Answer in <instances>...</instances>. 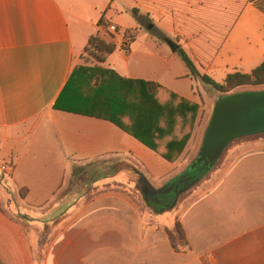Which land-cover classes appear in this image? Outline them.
Returning a JSON list of instances; mask_svg holds the SVG:
<instances>
[{
  "label": "crops",
  "instance_id": "0c3cea01",
  "mask_svg": "<svg viewBox=\"0 0 264 264\" xmlns=\"http://www.w3.org/2000/svg\"><path fill=\"white\" fill-rule=\"evenodd\" d=\"M111 24L115 36L107 33ZM96 36L115 46L99 66L158 85L162 104L197 106L196 128L202 111L212 114L224 95L192 78L178 49L217 83L251 73L264 61V0H0V161L12 165L15 197L27 189L17 208L38 243L49 245L45 264H264V149L258 147L236 155L212 187L178 212L186 251L170 247L166 218H145L118 188L89 219L86 196L72 202L65 189L75 167H106L102 182L136 181L173 202L186 189L179 186L175 195V185L190 171L184 173L183 154L193 136L170 163L108 121L53 109ZM185 114V122L176 116L162 150L189 131L192 113ZM39 158L48 169L34 179ZM11 222L22 227L21 220Z\"/></svg>",
  "mask_w": 264,
  "mask_h": 264
},
{
  "label": "trees",
  "instance_id": "16d2710c",
  "mask_svg": "<svg viewBox=\"0 0 264 264\" xmlns=\"http://www.w3.org/2000/svg\"><path fill=\"white\" fill-rule=\"evenodd\" d=\"M91 48L100 55L98 60L102 62L105 56L114 51L115 46L112 43H105L96 36L89 39L85 51ZM177 53L192 78L218 94L228 95L240 87L264 86V61L249 74H229L222 83H217L207 75L201 74L182 49H178ZM159 90L160 87L154 83L125 79L106 68L78 66L59 94L53 109L108 121L166 161L174 163L182 155L190 139L191 129L189 128L181 140L168 141L164 150L160 147L161 141L173 134L177 115L185 122L187 118L185 113L191 112L193 124L198 107L185 101H181L177 107L171 102L162 104L158 98ZM199 168L200 166L193 170L197 175L180 188L185 189L205 173V171L196 173ZM187 174L189 172L186 176ZM149 197V203L156 207L167 204V208H170L174 201L173 196H164L158 192L150 194ZM166 234L174 252L188 249L183 229L178 221L171 229L166 230ZM25 244L26 238L21 227L11 222L0 211V247L6 250L5 255L10 264L24 263L12 262V258L16 259L18 251L22 250Z\"/></svg>",
  "mask_w": 264,
  "mask_h": 264
},
{
  "label": "rangeland",
  "instance_id": "374dc122",
  "mask_svg": "<svg viewBox=\"0 0 264 264\" xmlns=\"http://www.w3.org/2000/svg\"><path fill=\"white\" fill-rule=\"evenodd\" d=\"M99 58L100 55L91 48L86 50L84 54L81 55L80 64L81 66H87V67H101L99 66V60H98ZM261 90H264V87L255 88V89L242 88L238 90L236 89L230 94L240 93V92L261 91ZM213 101L215 102L216 98ZM210 113L211 112H209V114L206 115L205 111H202L196 128L194 127V123L191 124L192 125L190 127L191 133L189 135L190 137L193 136V147L187 154L185 152L183 154L184 173L187 171V168H190L191 162L195 160L197 158V155L200 153L203 137L211 117ZM2 135H3L2 132H0V143H1ZM248 146H252V149L257 147L258 149H264V133L241 137L232 140L224 148L221 156L219 157L215 165L210 170H207L205 173H203L202 176L198 177L194 182L186 186L184 192L181 195L177 196L175 202L172 203L171 207L166 209L167 211H165L164 209L167 208V204L158 207V209L157 208L154 209V207L156 206L149 203L150 193L148 192L146 187L144 188L143 186H141L139 182L122 181L120 183V181H117V183H109V184L102 182V180L109 175L108 173L110 170L107 169L106 167L102 168L99 166L88 165L86 167H81V168H77V167L72 168L71 170L72 177L68 185V188L65 189V192H70L72 196L71 198L73 199L72 202L77 200L79 197L82 198V196H86V201H87L86 215L87 218L89 219L94 214L95 206L98 205V201L103 196L109 195V190H111L112 188H118L121 197L127 199L128 201L136 205L138 207L140 214L141 212L142 213L144 212L145 218H150L151 220H157V221L159 220L162 221V218H166L167 223L168 224L171 223L170 227L167 228L168 230L173 227L176 221L180 223V221L177 219L178 212L182 211L185 208V206L191 203V201L194 199L193 195H195L199 191L201 192L212 187L214 180L219 175L222 174V172L227 168L231 160L239 153L246 151L248 149ZM36 163L42 165L39 166V168H41V171L40 172L34 171L32 177L34 179H40L41 176H43L44 174V170L46 171L48 169V166L40 158L37 159ZM3 164L9 166L11 171L5 174L0 173V211L10 221L11 219L17 221L21 220L20 222L21 226L27 229L24 219L28 220L29 218L26 217V213L22 211L20 212L17 208L18 205L17 199L19 200V197L24 198L27 189L21 188L17 190L18 198L15 197L13 185L10 179L12 174V165L0 161V166H2ZM111 170L114 171L115 169L112 168ZM188 175L189 177H195L197 174H194L193 170H191L189 171V174H187L185 179L188 178ZM129 189L130 191L128 192L127 190ZM168 197H170V195H168ZM36 222L41 223L40 220H37ZM36 232L27 229L29 241L27 243L26 240L25 246L23 247L22 250L18 251L16 259L12 258V262L17 261L18 263H21L22 261H24L23 264H45V258L47 255L49 245L39 244L38 242L40 239L35 238ZM5 254H6V250L0 247V264H10L9 259Z\"/></svg>",
  "mask_w": 264,
  "mask_h": 264
},
{
  "label": "water",
  "instance_id": "95a60500",
  "mask_svg": "<svg viewBox=\"0 0 264 264\" xmlns=\"http://www.w3.org/2000/svg\"><path fill=\"white\" fill-rule=\"evenodd\" d=\"M169 47L172 52L178 49L174 43H169ZM261 133H264V90L224 95L213 108L200 153L189 170L198 166L196 173L210 170L232 140ZM192 179L179 181L174 187L175 195L181 184Z\"/></svg>",
  "mask_w": 264,
  "mask_h": 264
},
{
  "label": "built area",
  "instance_id": "2783aa9c",
  "mask_svg": "<svg viewBox=\"0 0 264 264\" xmlns=\"http://www.w3.org/2000/svg\"><path fill=\"white\" fill-rule=\"evenodd\" d=\"M107 33H109L111 36H115L117 33H118V30L117 28L114 26V25H108L107 28ZM129 43H130V40L129 38H124L122 40V43H121V48L124 50V51H127L128 50V47H129ZM11 171L10 167L3 164L2 166H0V173H7ZM5 176V175H4Z\"/></svg>",
  "mask_w": 264,
  "mask_h": 264
},
{
  "label": "flooded vegetation",
  "instance_id": "af4514ba",
  "mask_svg": "<svg viewBox=\"0 0 264 264\" xmlns=\"http://www.w3.org/2000/svg\"><path fill=\"white\" fill-rule=\"evenodd\" d=\"M170 197H172V195H170Z\"/></svg>",
  "mask_w": 264,
  "mask_h": 264
}]
</instances>
